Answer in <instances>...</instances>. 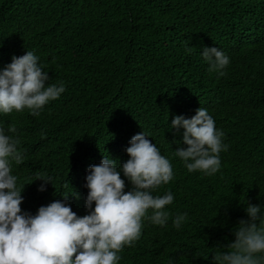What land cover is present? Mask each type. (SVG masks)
<instances>
[{"label":"trees","instance_id":"16d2710c","mask_svg":"<svg viewBox=\"0 0 264 264\" xmlns=\"http://www.w3.org/2000/svg\"><path fill=\"white\" fill-rule=\"evenodd\" d=\"M204 47L229 57L225 75L209 71ZM26 51L48 74L46 86L63 82L65 91L38 116L1 113L0 128L21 141L23 161L11 174L25 185L22 213L61 201L78 217L89 214L88 169L105 157L119 170L143 132L173 169L152 195L174 199L166 224L143 219L117 264H217L247 206L264 216V0H0V70ZM198 108L229 146L211 176L188 172L175 155L187 145L171 120ZM39 174L51 178L44 191Z\"/></svg>","mask_w":264,"mask_h":264},{"label":"clouds","instance_id":"9594fccd","mask_svg":"<svg viewBox=\"0 0 264 264\" xmlns=\"http://www.w3.org/2000/svg\"><path fill=\"white\" fill-rule=\"evenodd\" d=\"M201 55L210 72L225 75L230 60L221 50L204 47ZM48 80L33 52L12 57L0 70V124L1 113L27 109L29 115L42 114L43 106L65 91L63 82L46 86ZM171 128L183 129L182 143L187 147L177 148L175 155L188 172L211 176L220 169V153L229 146L206 109L198 108L191 118L175 116ZM16 131L14 125L8 128L9 133ZM20 142L0 128V264H117L118 253L139 240L143 219L160 226L168 221L165 206L173 203V195L154 197L152 192L173 179L172 165L143 132L130 139L125 149L129 159L119 170L116 161L105 157L90 166L85 177V207L90 212L82 217L61 201L39 207L35 215L22 213L25 185L19 187L11 174L13 163L23 161ZM121 171L132 185L130 191H124ZM36 180L44 182L38 189L44 191L51 178L39 174ZM246 213L248 219L239 221L229 251L213 256L217 264H264V216L259 205L249 204ZM186 218L187 213L177 215L173 226L179 229Z\"/></svg>","mask_w":264,"mask_h":264}]
</instances>
